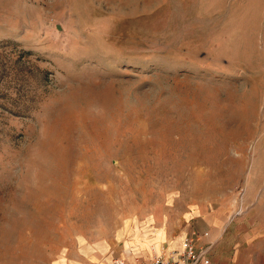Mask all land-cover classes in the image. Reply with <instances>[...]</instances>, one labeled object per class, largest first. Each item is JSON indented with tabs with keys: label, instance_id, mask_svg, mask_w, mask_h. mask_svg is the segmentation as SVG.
Here are the masks:
<instances>
[{
	"label": "rangeland",
	"instance_id": "374dc122",
	"mask_svg": "<svg viewBox=\"0 0 264 264\" xmlns=\"http://www.w3.org/2000/svg\"><path fill=\"white\" fill-rule=\"evenodd\" d=\"M262 185L264 0H0V264L176 257Z\"/></svg>",
	"mask_w": 264,
	"mask_h": 264
},
{
	"label": "crops",
	"instance_id": "0c3cea01",
	"mask_svg": "<svg viewBox=\"0 0 264 264\" xmlns=\"http://www.w3.org/2000/svg\"><path fill=\"white\" fill-rule=\"evenodd\" d=\"M250 189L251 185H246L245 197H248L249 193H251ZM235 202L236 198L233 200V209L235 208ZM257 203L258 201L252 202L251 207H254ZM234 215L230 223L231 228L221 234H215L214 241L209 240L208 232L203 231L207 238L205 237L201 245L208 249L212 264H258L261 260L260 255H262V252L256 247L260 241L264 240L263 212L258 215L254 213L246 214L245 216ZM243 228H245L244 231H242ZM217 229L215 228V231ZM178 249L180 250V248H176V251Z\"/></svg>",
	"mask_w": 264,
	"mask_h": 264
},
{
	"label": "built area",
	"instance_id": "2783aa9c",
	"mask_svg": "<svg viewBox=\"0 0 264 264\" xmlns=\"http://www.w3.org/2000/svg\"><path fill=\"white\" fill-rule=\"evenodd\" d=\"M117 264L125 263L118 262ZM149 264H212V261L208 255V249L205 247L199 248L193 235L185 239L183 250L176 257L156 256Z\"/></svg>",
	"mask_w": 264,
	"mask_h": 264
},
{
	"label": "bare ground",
	"instance_id": "6f19581e",
	"mask_svg": "<svg viewBox=\"0 0 264 264\" xmlns=\"http://www.w3.org/2000/svg\"><path fill=\"white\" fill-rule=\"evenodd\" d=\"M183 244H184V242H183ZM183 244H182V247H181V249L180 250H183ZM174 252V251H173ZM156 256H163V254H158V255H156ZM165 256H167V255H165ZM169 256V255H168ZM167 256V257H168Z\"/></svg>",
	"mask_w": 264,
	"mask_h": 264
}]
</instances>
